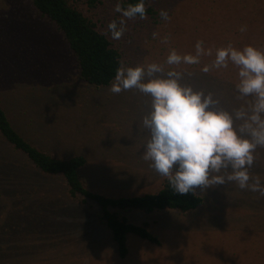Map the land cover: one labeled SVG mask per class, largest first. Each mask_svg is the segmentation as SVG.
Masks as SVG:
<instances>
[{
  "label": "rangeland",
  "instance_id": "rangeland-1",
  "mask_svg": "<svg viewBox=\"0 0 264 264\" xmlns=\"http://www.w3.org/2000/svg\"><path fill=\"white\" fill-rule=\"evenodd\" d=\"M98 25L129 65L163 63L170 49L252 44L264 49V0H149L158 14L125 19L113 40L108 24L122 17L123 0H69ZM166 10L169 18L160 17ZM241 28L244 31H241ZM153 33L156 36L153 37ZM167 37V42L165 41ZM182 65L186 83L215 92L225 107L234 101L237 69L202 72ZM81 78L74 52L56 25L32 0H0V99L15 127L57 157H87L81 169L89 188L109 196L156 192L166 177L142 158L144 136L136 123L147 108L135 90L114 94ZM0 143V264H264V196L226 183L206 193L198 208L181 212H121L161 244L130 235L129 253L118 254L110 230L92 201L68 195L61 176L34 168ZM6 147V146H5ZM9 155V156H8ZM253 176L264 182V147L256 151Z\"/></svg>",
  "mask_w": 264,
  "mask_h": 264
},
{
  "label": "clouds",
  "instance_id": "clouds-1",
  "mask_svg": "<svg viewBox=\"0 0 264 264\" xmlns=\"http://www.w3.org/2000/svg\"><path fill=\"white\" fill-rule=\"evenodd\" d=\"M115 11L122 18L111 21L108 31L119 40L126 30L124 18L144 19L145 0L126 8L118 3ZM160 17L167 20L168 12L160 10ZM204 56H214L202 67L204 73L230 65L237 69L235 103L230 108L217 93L184 82L185 71L179 66L200 65ZM109 90L114 94L135 90L147 98V108L136 123L145 140L142 158L167 178L174 193L195 196L197 189L206 193L234 183L264 196V182L250 171L257 149L264 147V49L228 44L213 52L198 41L193 53L170 49L163 63L121 62Z\"/></svg>",
  "mask_w": 264,
  "mask_h": 264
},
{
  "label": "trees",
  "instance_id": "trees-1",
  "mask_svg": "<svg viewBox=\"0 0 264 264\" xmlns=\"http://www.w3.org/2000/svg\"><path fill=\"white\" fill-rule=\"evenodd\" d=\"M32 2L38 12L63 33L77 58L81 78L98 88L110 86L116 69L123 62V56L109 37L99 30L97 23L69 0H32ZM89 2L93 7L99 3L98 0H89ZM136 2L137 0H123V8ZM145 7V17H155L158 14L156 7L149 0H145ZM0 143L3 148H8L11 152L24 155L40 172L61 176L71 199L80 201L82 204L88 201L96 204L100 221L110 230L121 258H125L129 253L130 235L154 244H161L160 238L149 230L148 222L134 223L127 216L122 215V211H140L150 214L164 209H173L188 212L198 208L204 202V198L198 193L195 196L191 193L184 196L174 193L167 178L156 192L109 196L92 190L80 173L87 164V157L76 154L69 158H61L40 148L15 127L1 99Z\"/></svg>",
  "mask_w": 264,
  "mask_h": 264
}]
</instances>
